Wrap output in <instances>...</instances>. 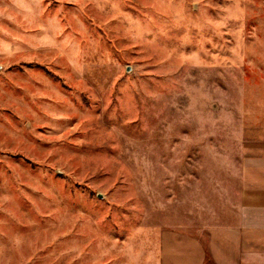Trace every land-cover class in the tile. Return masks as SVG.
<instances>
[{
  "label": "rangeland",
  "instance_id": "1",
  "mask_svg": "<svg viewBox=\"0 0 264 264\" xmlns=\"http://www.w3.org/2000/svg\"><path fill=\"white\" fill-rule=\"evenodd\" d=\"M246 135L264 0H0V264H214Z\"/></svg>",
  "mask_w": 264,
  "mask_h": 264
},
{
  "label": "crops",
  "instance_id": "2",
  "mask_svg": "<svg viewBox=\"0 0 264 264\" xmlns=\"http://www.w3.org/2000/svg\"><path fill=\"white\" fill-rule=\"evenodd\" d=\"M246 137L234 162V204L224 216L228 224L210 237L214 264H264V136ZM179 233L162 232L161 264H207L201 240Z\"/></svg>",
  "mask_w": 264,
  "mask_h": 264
},
{
  "label": "water",
  "instance_id": "3",
  "mask_svg": "<svg viewBox=\"0 0 264 264\" xmlns=\"http://www.w3.org/2000/svg\"><path fill=\"white\" fill-rule=\"evenodd\" d=\"M99 197H100V198H102V196H101V195H100Z\"/></svg>",
  "mask_w": 264,
  "mask_h": 264
}]
</instances>
